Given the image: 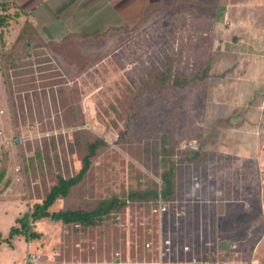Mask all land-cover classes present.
I'll list each match as a JSON object with an SVG mask.
<instances>
[{
	"label": "rangeland",
	"instance_id": "1",
	"mask_svg": "<svg viewBox=\"0 0 264 264\" xmlns=\"http://www.w3.org/2000/svg\"><path fill=\"white\" fill-rule=\"evenodd\" d=\"M162 21L151 16L131 32L103 42L86 39L83 47L41 44L25 57L23 42L14 41L18 26L2 30L4 52L19 62L0 68V121L7 135L22 140L0 146V169L6 170L0 264H19L27 252L39 254L41 264L115 257L144 264H264V80L261 91L246 98L253 104L233 108L230 98L224 103L208 96L205 50L184 47L187 33H163ZM184 77L191 81L172 84ZM163 133L177 156L200 153L178 163L165 213L150 210L155 202H134L99 225L44 217L32 225L39 238L8 239L16 218L41 201L58 175L77 172L93 140L105 145L83 180L51 210L90 209L159 184ZM221 240L234 246L221 250Z\"/></svg>",
	"mask_w": 264,
	"mask_h": 264
},
{
	"label": "crops",
	"instance_id": "2",
	"mask_svg": "<svg viewBox=\"0 0 264 264\" xmlns=\"http://www.w3.org/2000/svg\"><path fill=\"white\" fill-rule=\"evenodd\" d=\"M0 3L8 12L20 13L17 21L11 20L10 24L14 22L19 27L24 20L29 21L36 37L53 49H62L68 43L72 48L78 44L83 47L86 39L103 42L117 33L131 32L147 24L151 16H162L164 21L158 24L163 33H187L182 38L184 47L205 50L203 63L209 66L205 79L211 82L208 96L219 95L224 103V98H230L227 104L238 108L253 104L246 98L262 88L258 82L264 80V0H0ZM166 26L169 28L165 31Z\"/></svg>",
	"mask_w": 264,
	"mask_h": 264
},
{
	"label": "trees",
	"instance_id": "3",
	"mask_svg": "<svg viewBox=\"0 0 264 264\" xmlns=\"http://www.w3.org/2000/svg\"><path fill=\"white\" fill-rule=\"evenodd\" d=\"M2 4V3H1ZM3 5V4H2ZM3 16L0 14V34L3 29H7L10 21H17L20 16L19 12H8L6 6L3 5ZM1 36V35H0ZM15 42L22 41L26 50L35 49L43 44L36 37L35 29L32 24L24 20L18 27ZM32 43L34 45L32 46ZM44 45V44H43ZM23 57V56H22ZM19 62V57L15 56L11 51L4 52L3 44L0 40V68L8 65H16ZM209 66L204 65L205 75ZM170 70L162 72L159 79L165 81ZM191 81V78L184 77L175 78L173 85H186ZM105 145L101 139H96L86 144L85 154L82 156L81 165L77 172L69 177L57 176L56 182L45 193L40 202H35L32 206L23 212L22 215L16 218L15 224L8 231V239L14 235H22L27 240L40 237V233L32 229L33 223L40 218H50L54 221H60L64 224H76L83 227L99 225L103 222L104 217L111 212H118L124 209L128 204L134 202L151 203L155 202L160 195L165 200L173 199L175 193V175L178 163L191 162L199 156L198 149H189L185 154L177 156L174 146L170 142L168 134L163 133L158 144V155L160 159V183L152 184L143 189L130 190L125 192L121 197L113 195L111 197L100 200L95 207L90 209L85 208H61L51 210L50 208L59 198H66L73 187L78 185L89 171L92 159L95 157L98 150ZM6 174L5 168L0 169V182Z\"/></svg>",
	"mask_w": 264,
	"mask_h": 264
},
{
	"label": "built area",
	"instance_id": "4",
	"mask_svg": "<svg viewBox=\"0 0 264 264\" xmlns=\"http://www.w3.org/2000/svg\"><path fill=\"white\" fill-rule=\"evenodd\" d=\"M3 5L0 3V14L3 16ZM22 140V136L18 135H7L4 131L3 125L0 121V146L7 145L8 143L13 144L20 142ZM168 209L167 201L162 198L160 195L156 199L155 203H151L150 210L154 213L163 214ZM149 243H146L148 246ZM118 260V262H116ZM20 264H41L40 263V256L34 252H27L24 258L21 260ZM51 264H144L138 261H122L119 257L112 258L110 261L99 262V261H87V262H75V261H59Z\"/></svg>",
	"mask_w": 264,
	"mask_h": 264
},
{
	"label": "water",
	"instance_id": "5",
	"mask_svg": "<svg viewBox=\"0 0 264 264\" xmlns=\"http://www.w3.org/2000/svg\"><path fill=\"white\" fill-rule=\"evenodd\" d=\"M218 245L221 250H228L230 247L234 246V244L228 240H221ZM116 262H118V260H116Z\"/></svg>",
	"mask_w": 264,
	"mask_h": 264
}]
</instances>
